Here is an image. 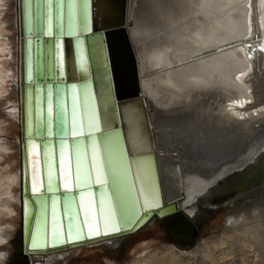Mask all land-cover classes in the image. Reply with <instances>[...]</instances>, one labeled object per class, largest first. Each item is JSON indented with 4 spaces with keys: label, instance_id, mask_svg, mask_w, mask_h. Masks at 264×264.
Listing matches in <instances>:
<instances>
[{
    "label": "bare ground",
    "instance_id": "obj_1",
    "mask_svg": "<svg viewBox=\"0 0 264 264\" xmlns=\"http://www.w3.org/2000/svg\"><path fill=\"white\" fill-rule=\"evenodd\" d=\"M157 1L167 9L161 14L177 18L178 23L159 30L161 20H157L158 25L154 21L160 12H150V21L155 18L158 28L152 31V46L159 47L147 58L146 68L145 60L136 53L138 46L130 29L133 0H122L144 113L133 103L121 106L119 115L126 155L147 160L148 179L160 207L147 213L141 209V224L133 233L121 229L57 248L23 250L22 213L18 216L15 205L20 204L22 212L23 186L25 180L28 187L29 180L31 183V168L26 164L20 133L22 39L11 26L0 27V101L15 104L0 115V159L8 169L0 175V214L16 221L14 229L21 236L20 250L10 247L0 251L5 253L0 264H9L15 251L19 252L15 264H50L63 258L61 251L79 243L96 241L100 248H121L127 235L155 222L170 224L162 227L170 243L144 250L140 257L124 264H264V182L254 184L264 174V0ZM6 3L11 13V0ZM10 20L9 24L16 26V18ZM16 36L17 41H13L11 37ZM14 58L16 73L11 70ZM9 61L10 76L5 70ZM153 67L155 84L147 78V69ZM11 75L13 84L8 89ZM11 163L16 164L12 172ZM41 175L46 180V169ZM27 198H31L30 189ZM169 205L176 206L175 216L160 215L159 209ZM205 223L218 227L217 233L193 248L194 243L185 246L188 239L199 237ZM0 229L5 227L0 225ZM4 242L0 235V244L10 246ZM104 264L115 263L107 260Z\"/></svg>",
    "mask_w": 264,
    "mask_h": 264
},
{
    "label": "snow or ice",
    "instance_id": "obj_2",
    "mask_svg": "<svg viewBox=\"0 0 264 264\" xmlns=\"http://www.w3.org/2000/svg\"><path fill=\"white\" fill-rule=\"evenodd\" d=\"M35 2L36 30L38 34L42 31L43 36L49 37L47 45L49 77L52 73L53 61L59 72L57 79L64 76L65 55L62 38L65 36L76 38L75 64L78 70L85 71L87 62L84 40L80 37L91 31L89 27L90 0H35ZM2 3L3 0H0V4ZM25 3L27 5L25 17L30 35L34 26L32 0H25ZM249 32L251 33V26ZM29 45H31L30 39ZM30 52L29 47V54ZM27 79L29 88L28 102L24 108L26 122L24 146L31 168L32 201L27 198L28 186L25 180L22 219L23 228L30 235L32 249L56 248L63 244H73L83 240L85 232L89 240L102 235L107 236L110 233H118L121 231L120 222L128 224L138 219L141 209L147 213L160 207L158 197L148 179L150 167L147 160L135 155L131 158L126 157V149L120 146L119 133L113 129L114 112H104L102 129L101 115L93 103V94L87 84L84 85L82 94L76 84L67 87L56 85L57 132L54 145L51 139L54 135V89L51 85L46 88L36 86L34 122L31 62L28 65ZM45 99L46 114L42 107ZM34 136L38 137L43 145V167L47 173L46 180L41 175V143H37ZM57 164L59 186L67 194L63 201V220L59 197L55 194L57 177L54 174L57 172ZM110 182L121 207L122 214L119 222L113 196L109 194ZM94 184L99 185L101 189L98 200L89 190ZM49 194L50 221L47 217ZM32 202L35 203V208L30 207ZM33 217H35L34 221ZM4 255L5 253L0 252V256Z\"/></svg>",
    "mask_w": 264,
    "mask_h": 264
},
{
    "label": "water",
    "instance_id": "obj_3",
    "mask_svg": "<svg viewBox=\"0 0 264 264\" xmlns=\"http://www.w3.org/2000/svg\"><path fill=\"white\" fill-rule=\"evenodd\" d=\"M16 26L18 27V36L22 39L19 43V80L22 83V96L24 104L20 107V118L22 124V138H23V148L25 150V129L26 122L24 117V108L28 102V88L29 82L27 79L28 76V65L31 62V72L33 80L31 82V88L33 89V99H32V109H33V121L35 122V88L37 85L46 88L48 85H51L54 89V109H53V137L52 142L56 144V132L57 126L55 122L56 107H55V87L57 84L67 87L72 84H76L83 93L84 85L87 84L93 94V102L97 108L98 113L101 115V127L103 129V114L105 111L112 113L114 112L113 118V129L119 133V142L122 148L126 149L124 144L123 130H121V122L119 115V108L127 104H136L137 109L144 113V103L143 98H141V93L139 89V83L137 81L136 73V59L132 53L129 37H127L126 30L124 28L125 22L123 20V4L122 0H90V20L89 27L91 31L89 33L81 35L80 39L84 40V49L87 67L85 71L81 72L77 69L75 64V47H76V38L65 36L62 38L64 45V55H65V66H64V76L61 79H57L59 72L55 67L53 61L52 73L49 77L48 75V64H47V45L49 42V37H45L42 34V31L38 34L35 27V11H36V2L32 0V10H33V20L34 26L33 31L29 35L28 25L25 17V10L27 5L25 0H16ZM55 33V29H54ZM29 39L31 40V45H29ZM29 47L31 52L29 54ZM46 98V92L44 93ZM70 97L68 98V104L70 107ZM42 107L45 110L46 114V99L42 104ZM83 110V109H82ZM145 115V114H144ZM147 129V127H146ZM145 129V130H146ZM34 131H36L34 127ZM148 132V129L147 131ZM101 135V134H98ZM37 143H41L38 137H33ZM23 150V149H22ZM57 159H58V147L56 148ZM126 155V153H125ZM152 154L148 156L151 157ZM127 157V155H126ZM26 164L29 167V161L26 154ZM41 173L45 174V168L43 167V145L41 143ZM153 160V158H152ZM24 164V163H23ZM155 165V160H153ZM25 167V164H24ZM156 170V167H155ZM30 172L28 171V174ZM25 176V173H24ZM56 183H55V194L59 197L61 219L63 220L62 210H63V201L67 194H65L62 188L59 186L58 179V164L57 172L55 174ZM264 182V174H262L257 180L255 179L254 184ZM96 189L92 190V187ZM89 190L92 191L98 200L100 195V186L93 185ZM25 186H23L24 188ZM109 188L111 191L110 195L113 196V202L116 205L115 211L117 215L118 222L121 217V207L119 201L116 199L111 182L109 183ZM30 189V180L29 187ZM249 189V188H247ZM78 195V194H77ZM32 201V197L30 198ZM49 207L47 209V217L50 221L51 219V199L49 194L48 199ZM79 201L77 200V205ZM233 209L235 205H232ZM30 207L35 208L36 205L34 202L30 204ZM162 208V207H161ZM160 215L174 217L175 215V205H169L166 208H162ZM232 209V210H233ZM235 210V209H234ZM174 212V213H173ZM171 213V214H170ZM168 214V215H167ZM82 220V215H81ZM43 219V217H42ZM141 210L139 212V218L131 221L128 224L120 222V227L128 233H133L140 227L141 222ZM35 217H33V221ZM66 223V222H65ZM189 234V233H187ZM87 239V234L85 232V238ZM80 240V241H83ZM23 241V250L26 247L30 248L31 238L23 228L22 234ZM195 241L194 239H188L185 246H191ZM76 243V242H75ZM61 245L57 246L60 247ZM56 247V248H57ZM41 249H45L42 247Z\"/></svg>",
    "mask_w": 264,
    "mask_h": 264
},
{
    "label": "rangeland",
    "instance_id": "obj_4",
    "mask_svg": "<svg viewBox=\"0 0 264 264\" xmlns=\"http://www.w3.org/2000/svg\"><path fill=\"white\" fill-rule=\"evenodd\" d=\"M15 3H16V0H11V3H10V6H11L10 8L12 10L11 13H9L7 11L8 4L6 3V0H3V3L0 4V27H3L4 25L5 26H11L12 28L15 29V32H16L17 27L9 24L12 21V20H10L11 18H13V20L16 18ZM133 7H134V9H133V13L131 15V17H133V18H132V21H130L131 22L130 27L131 26L132 27L130 29L132 30V37L135 40L136 45L138 46L136 53L138 55H140L139 57L142 61H143V59L145 60V61H143V65L145 64L146 68H148V65H147L148 61L147 60L150 58L151 55H153V51L154 50L157 51L158 47H159V45L152 46V42H151V40H152L151 35L153 33L155 34V32L152 33V31L158 30V28H155L154 22H156L157 20H159V21L161 20L159 22V24L160 23L162 24V25H160V28H159V30H160L162 27L164 28L165 25H170L172 23H174L176 25L178 23V21H176L177 18L175 19L174 17H170L167 14H163V13L161 14V12L163 10L166 11L167 9L162 4L159 5L157 0H133ZM157 9L159 12L160 11L161 12L160 13L158 12L159 14L156 17V20L154 18L153 21L154 20L155 21L153 22L151 20L152 21L151 22L150 21V12L157 10ZM10 14H11V16H10ZM174 21H176V22H174ZM156 25H158V21L156 22ZM158 33H162V31H160ZM158 33H156V34H158ZM16 38H17V36L15 38L11 37V39L13 41H15ZM148 40H149V42H148ZM161 42L165 44L164 41H161ZM0 57H2V56H0ZM8 57L9 56H7V58ZM10 65H11V63L9 61L8 67L5 66V70H7L8 76H10V73H11L9 70ZM149 69H147L148 70L147 73L149 75V76H147V78H148L149 82L155 84L153 81L154 76L152 74V73H154V67L152 69L151 68H149ZM11 70L13 72H15L17 70V58H14V62L11 66ZM12 84H13V82H12V75H11V77L8 80V85H7L8 89L10 88L9 86H12ZM225 92H227V91H225ZM151 99L152 98H150V100ZM0 103H2V101H0ZM14 105L15 104L12 102L10 104L6 103V101L3 102L0 105V115L6 114L8 109H10V106H14ZM154 106L156 107L155 102H154ZM1 119H3V118L0 116V121H1ZM169 130L172 133L177 131L176 129H175L176 131L174 129H169ZM18 137H19V135H18ZM18 139L20 140V138H18ZM175 151H177V150H175ZM11 153H12V151L10 152V154ZM13 153H15V152H13ZM4 154L5 153L3 152V155ZM18 159L19 158L16 157L15 160L19 161ZM11 164H12V168H11V172H12L15 170L16 164H13V163H11ZM3 166H4V164H2V160L0 159V175L3 174L4 171L8 170V169H4ZM18 189H20V186L18 187ZM14 190H15V188H14ZM262 196H264V195H262ZM15 208L16 209L19 208V211L17 212V214H18V216H21L22 212L20 210V204L15 205ZM229 215H231V214H229ZM14 222H16V221L14 219H12L10 217V215H7V214L1 215L0 214V225L5 227V230H3V231H2V229H0V235H1V237H3V241H7L8 243L10 242V246H8L6 244H0V251L9 249L10 247L14 250L15 249L20 250V248H21V236L20 235L17 236V232H19V231L14 229V227L18 226V225ZM18 222L21 223V219L18 220ZM164 224L161 222H155L148 227L143 225L142 228L140 230H138L136 233L126 236L127 238L122 243L121 248H115V249H108V248H104V247L100 248L99 247L100 243H97L96 241L91 242V244L79 243L75 247L67 248L66 250H64V252L61 251L60 255L62 254L63 258L61 257V259H59V260L52 261L50 264H104V262L107 260L112 261L115 264H124V263H126L132 259H137L138 257H140L143 254L144 250H149V249H152L153 247H159L160 245H163V244L168 245L170 242L167 240L166 232L163 229L166 228L170 224H168V223H164ZM195 225H197V224H195ZM198 226H199V224H198ZM162 227H164V228H162ZM216 228L218 229V227H216V226L211 227L209 225V223L202 224L200 227L199 237H197V239L195 240L194 244L192 245V248H193V246H196L197 244H199V242L202 239L209 237V236H213L214 234H216L217 233ZM101 245L103 246V244H101ZM188 249H190V248H188ZM18 253H16V251H15V253H13L14 258L11 262L8 261V262H10L9 264H15V263H13L14 259H15V254H18Z\"/></svg>",
    "mask_w": 264,
    "mask_h": 264
}]
</instances>
